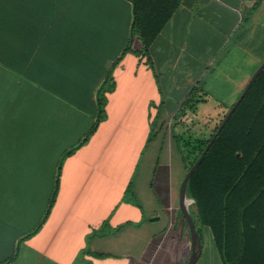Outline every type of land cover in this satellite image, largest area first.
<instances>
[{
  "label": "crops",
  "instance_id": "1",
  "mask_svg": "<svg viewBox=\"0 0 264 264\" xmlns=\"http://www.w3.org/2000/svg\"><path fill=\"white\" fill-rule=\"evenodd\" d=\"M258 1L181 0L147 55L131 0H0V264H188L185 175L155 184L169 122L227 62L243 92L254 72L238 60L264 59ZM112 110L153 156L111 149ZM206 240L196 264L206 247L222 264Z\"/></svg>",
  "mask_w": 264,
  "mask_h": 264
},
{
  "label": "trees",
  "instance_id": "2",
  "mask_svg": "<svg viewBox=\"0 0 264 264\" xmlns=\"http://www.w3.org/2000/svg\"><path fill=\"white\" fill-rule=\"evenodd\" d=\"M131 2L135 14L132 39L138 37L143 53L149 55L153 42L181 0ZM202 92L205 90L201 85L195 86L181 103L171 119L170 132L185 175L217 134L187 186V197L193 200L190 209L197 232L202 244L203 231L211 234L222 264H264V70L221 132L218 130L225 118L209 137L194 136L191 128L174 130L199 115V104L206 100L195 96ZM103 95L100 93L101 103L105 102ZM54 200L55 196L51 203ZM179 217L189 234L181 210Z\"/></svg>",
  "mask_w": 264,
  "mask_h": 264
},
{
  "label": "rangeland",
  "instance_id": "3",
  "mask_svg": "<svg viewBox=\"0 0 264 264\" xmlns=\"http://www.w3.org/2000/svg\"><path fill=\"white\" fill-rule=\"evenodd\" d=\"M248 55L246 54L244 58L242 57L241 59H239L238 64L242 65V70L244 71L243 73L247 71L248 73L252 74L253 72L254 73L256 72V70L258 69V68L256 69V67L258 65L260 66L263 63V61L257 62L252 59L250 53ZM232 57L234 58L233 60L234 62L232 61V63H235V60L237 59L238 56L237 55L235 56L234 54ZM229 63L230 62H227L226 66L219 70L220 72L217 71V73L210 78V84H208L210 93L208 91H205L195 96L196 98L200 97L206 100L205 103L199 104L200 106L199 115L196 118H193L192 121L185 122L183 125L179 126L178 128L173 127L174 130L177 129V131H182L191 128L192 135L194 136L203 135L204 137H209L213 133L215 128L220 125L221 121L226 117V115L230 111L229 106L231 104H235V102L242 94L241 93L237 99H235L234 95H232L233 99L230 97L234 85L227 81H230V79L231 78L233 79V77L234 79L237 77H235L236 75L233 74L235 70L233 73L232 72L230 73V76L232 75L231 78H229V76L227 75H223L226 70L228 71L232 70L230 69L231 65L229 66ZM201 86L204 89L206 88L204 87L205 85L204 86L201 85ZM112 111L110 116L112 127L109 128L111 129V137H112L111 149L123 155L125 154V152H127L130 158L133 159L138 158V156L144 154L143 161L146 157L153 156L155 149L151 147H149L148 149L145 148L144 146L145 142L142 138L143 133L134 128H130L134 117L125 116V121L123 123L124 127L119 128L117 127L118 126L117 120L121 116H119L115 110L113 112ZM102 118L105 119L106 116L104 115L102 116ZM169 123L170 124L168 126L169 127L168 129L170 133L172 129L171 128L172 122L170 121ZM107 138L110 139L108 136ZM169 156L173 158L170 159ZM181 161L182 158L179 153L178 154L176 153L175 148H174V154L171 152V149L168 153L163 152L161 162L158 166V173L157 176L155 177L156 186H160V184L162 185L165 184V177L170 175L171 173H173L174 177L185 175L184 165H182ZM140 167L141 168L143 167V162ZM154 191L156 192V189H154ZM126 199L130 200V202L132 203H136V204L141 203L139 197L134 193V186L131 187L130 190L128 191L126 195ZM203 232H204L203 244L204 246H207V240H206L207 232L205 230ZM208 251L209 250L206 247L204 255L201 261L199 262V264H214V262L217 261L216 258L214 260V258L212 259V257L209 258V256H207Z\"/></svg>",
  "mask_w": 264,
  "mask_h": 264
},
{
  "label": "water",
  "instance_id": "4",
  "mask_svg": "<svg viewBox=\"0 0 264 264\" xmlns=\"http://www.w3.org/2000/svg\"><path fill=\"white\" fill-rule=\"evenodd\" d=\"M263 70H264V61L258 67L256 72L253 74V76L251 77V79L247 83L245 89L243 90L241 96L238 98V100L233 105L232 109L226 115L224 121L222 122V124L219 127L218 132H221V130L224 128V126L229 121V119L233 115V113L236 110V108L238 107V105L241 103V101L245 97L246 93L249 91V89L251 88L253 83L257 80V78L259 77V75L261 74V72ZM216 137H217V134L214 135V137L211 139L210 143L207 145L205 151L201 155V157L197 160V162L193 165V167L187 172V174L185 175V177L182 181L181 187H180L179 206H180V210H181L186 222L188 223L190 235H191V244H192V254H191V257H190L188 264H196L198 262L199 257L202 253V250H203V244H202L201 237H200L199 233L197 232L194 219L192 218V215H191L190 205H191V203H193V200H191L187 197V186H188V182H189L191 176L197 170L199 165L203 162L207 152L210 150L211 146L214 144Z\"/></svg>",
  "mask_w": 264,
  "mask_h": 264
}]
</instances>
